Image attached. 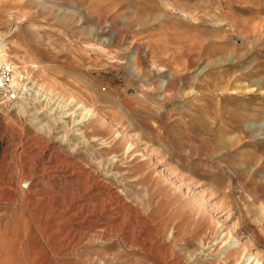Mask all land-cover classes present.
Here are the masks:
<instances>
[{
    "label": "rangeland",
    "instance_id": "1",
    "mask_svg": "<svg viewBox=\"0 0 264 264\" xmlns=\"http://www.w3.org/2000/svg\"><path fill=\"white\" fill-rule=\"evenodd\" d=\"M0 42L21 76L0 107L16 260L264 263V95L232 90L264 68V0H0ZM218 59L229 91L205 74ZM80 105L93 115L76 125Z\"/></svg>",
    "mask_w": 264,
    "mask_h": 264
},
{
    "label": "bare ground",
    "instance_id": "2",
    "mask_svg": "<svg viewBox=\"0 0 264 264\" xmlns=\"http://www.w3.org/2000/svg\"><path fill=\"white\" fill-rule=\"evenodd\" d=\"M82 16V15H81ZM80 16V17H81ZM83 18V17H81ZM81 18L78 20L77 23H81ZM20 20V19H19ZM83 20V19H82ZM22 22V21H21ZM93 30V29H92ZM91 32V31H90ZM27 36V35H26ZM113 37V36H112ZM111 37V38H112ZM106 42V41H105ZM110 43L113 42V40H109ZM108 42V43H109ZM107 44V42H106ZM6 43L5 42H0V58H4L6 57V54H5V48H6ZM107 55V54H106ZM129 64L131 65V68H132V73H136L137 75L139 74V72L137 73L136 71V68L137 66L139 65V57L138 56H134L131 57V60L129 62ZM220 64H222V61L220 59L218 60H210L206 66L208 67H211V70L212 72L210 73H205V74H214L215 76H218L217 78H215L214 80V83L216 84L217 86V90L218 91H221V92H225V91H229L231 90V86H223V85H217L218 84V79L220 77V71H214L213 69H216L217 66H219ZM252 67H251V71L250 72V77H253V79L250 81V84H247V85H234L232 87V90L234 92H237V91H240V92H243V91H252V87L255 86L257 89L256 91H260L263 93L264 95V68H261L257 63H255L254 61H251V64H250ZM155 67V66H154ZM14 68V77H19L20 76V72L18 71V67L17 66H13ZM160 70V69H158ZM26 72V71H25ZM140 76V75H139ZM21 77V76H20ZM27 78V77H26ZM163 78L165 79V82L161 83V85L159 86V89L162 90L163 92H167L171 89V85H174L175 82H176V79L172 76L171 78L170 77H167V76H163ZM254 80V81H253ZM183 85V84H182ZM24 89V88H23ZM22 89V90H23ZM26 90H30L32 91L33 93H35L36 95H40V94H45V95H48L47 92H45L44 88L42 86H36L34 85L33 87H28V89ZM180 91V87L178 89ZM30 93V92H29ZM29 96V95H27ZM36 97V96H35ZM34 97V98H35ZM19 98V97H18ZM21 98V97H20ZM44 98V97H43ZM39 99V98H38ZM43 100V99H42ZM41 101V100H40ZM17 106H19L17 109L21 108L24 110V107L22 105H20V102H18L16 104ZM25 106V105H24ZM66 108V107H65ZM36 109V108H35ZM77 109H80L82 110L81 112H79L78 114H76V116H78V119H75L74 118V121L73 123H75L76 125H79L81 123H84V122H87L90 120V118L92 117L93 115V111L91 109H87L85 108V106L83 105H80L78 106ZM67 111V110H66ZM77 111V110H76ZM22 112V111H21ZM25 112V111H24ZM23 112V113H24ZM22 113V114H23ZM68 113V112H66ZM75 113L76 112H73V113H69L67 114L68 116L70 115H74L75 116ZM32 114V113H31ZM24 116V115H23ZM63 116V115H62ZM66 116V115H65ZM73 119V118H72ZM34 121V120H33ZM36 121V120H35ZM104 122V121H103ZM41 124V123H40ZM79 129V128H78ZM77 129V130H78ZM77 135H79V133H77ZM80 137V136H79ZM62 140V139H61ZM83 143V142H82ZM63 144V143H62ZM69 144V143H68ZM263 209V208H262ZM264 211V210H263ZM231 242V241H230ZM238 243V240L237 239H234V241L232 243H230V245L228 246L229 249H233L234 245H236ZM256 257L253 256V255H247V254H243L242 255V259H241V262L240 264H246L248 262H254L253 264H264V263H261L259 259L255 260Z\"/></svg>",
    "mask_w": 264,
    "mask_h": 264
},
{
    "label": "built area",
    "instance_id": "3",
    "mask_svg": "<svg viewBox=\"0 0 264 264\" xmlns=\"http://www.w3.org/2000/svg\"><path fill=\"white\" fill-rule=\"evenodd\" d=\"M13 72L14 68L11 64L0 60V107L18 97V89L14 86Z\"/></svg>",
    "mask_w": 264,
    "mask_h": 264
},
{
    "label": "crops",
    "instance_id": "4",
    "mask_svg": "<svg viewBox=\"0 0 264 264\" xmlns=\"http://www.w3.org/2000/svg\"><path fill=\"white\" fill-rule=\"evenodd\" d=\"M5 248L6 250H3L4 252H1L0 250V264H26L24 262L16 260L14 257V253L10 254L8 250V246H1L0 249ZM32 262H29L31 264Z\"/></svg>",
    "mask_w": 264,
    "mask_h": 264
}]
</instances>
